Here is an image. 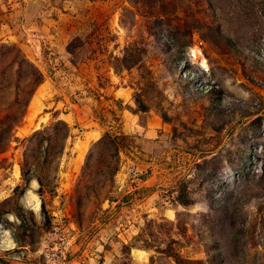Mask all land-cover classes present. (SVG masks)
Instances as JSON below:
<instances>
[{"label":"rangeland","instance_id":"obj_1","mask_svg":"<svg viewBox=\"0 0 264 264\" xmlns=\"http://www.w3.org/2000/svg\"><path fill=\"white\" fill-rule=\"evenodd\" d=\"M3 128L0 264H264V0H0Z\"/></svg>","mask_w":264,"mask_h":264},{"label":"trees","instance_id":"obj_2","mask_svg":"<svg viewBox=\"0 0 264 264\" xmlns=\"http://www.w3.org/2000/svg\"><path fill=\"white\" fill-rule=\"evenodd\" d=\"M36 74H38L36 81L38 83H40L41 82V76H43V74L38 69H36ZM8 132H10V129H8V128H3L0 130V143H1L2 139L7 137ZM116 139H117V141H119V144L124 145V141L127 139V135H125V134L117 135Z\"/></svg>","mask_w":264,"mask_h":264},{"label":"bare ground","instance_id":"obj_3","mask_svg":"<svg viewBox=\"0 0 264 264\" xmlns=\"http://www.w3.org/2000/svg\"><path fill=\"white\" fill-rule=\"evenodd\" d=\"M31 197H32V196H31ZM32 200H33V197H32ZM39 205H40V204H39V200H36V201H35V207L38 208Z\"/></svg>","mask_w":264,"mask_h":264}]
</instances>
